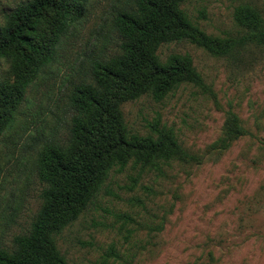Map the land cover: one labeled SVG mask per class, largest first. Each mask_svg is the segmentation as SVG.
I'll use <instances>...</instances> for the list:
<instances>
[{
	"label": "rangeland",
	"instance_id": "374dc122",
	"mask_svg": "<svg viewBox=\"0 0 264 264\" xmlns=\"http://www.w3.org/2000/svg\"><path fill=\"white\" fill-rule=\"evenodd\" d=\"M24 0H0V13ZM129 0H94L77 32L63 38L61 61L30 88L14 127L0 136V239L10 244L40 206L37 179L27 181L42 132H68L67 96L87 66L84 52L112 34L115 15ZM264 16V0H251ZM234 0L184 4L207 33L235 37ZM159 53H189L203 85L184 83L157 100L123 103L126 123L142 135L174 130L181 146L204 156L141 169L112 170L96 199L63 232L58 246L72 264H264V46L239 56L214 55L188 39L164 43ZM229 111L247 133L223 152L210 146Z\"/></svg>",
	"mask_w": 264,
	"mask_h": 264
},
{
	"label": "trees",
	"instance_id": "16d2710c",
	"mask_svg": "<svg viewBox=\"0 0 264 264\" xmlns=\"http://www.w3.org/2000/svg\"><path fill=\"white\" fill-rule=\"evenodd\" d=\"M189 1L129 0L115 15L111 36L84 52L80 59L87 66L67 96V135L42 132L44 141L26 177L39 182L40 206L10 244L0 239V264H72L57 237L96 199L112 170L130 162L162 169L160 163L171 160L204 161L185 150L171 128L133 132L122 108L146 94L161 100L184 83L203 85L193 57L171 53L163 59L164 43L188 39L214 55L239 57L252 46H264V16L251 0H234L235 37L203 30L184 7ZM94 5V0H24L0 13V136L29 107L31 86L61 61V41L78 31ZM246 133L239 115L229 111L209 153L227 150Z\"/></svg>",
	"mask_w": 264,
	"mask_h": 264
}]
</instances>
